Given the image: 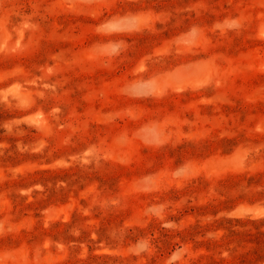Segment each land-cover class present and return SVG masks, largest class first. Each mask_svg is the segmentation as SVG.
<instances>
[{"label":"rangeland","instance_id":"obj_1","mask_svg":"<svg viewBox=\"0 0 264 264\" xmlns=\"http://www.w3.org/2000/svg\"><path fill=\"white\" fill-rule=\"evenodd\" d=\"M0 264H264V0H0Z\"/></svg>","mask_w":264,"mask_h":264}]
</instances>
